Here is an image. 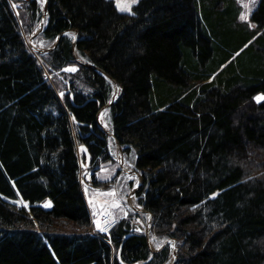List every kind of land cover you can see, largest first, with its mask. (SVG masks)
<instances>
[{
  "label": "trees",
  "instance_id": "1",
  "mask_svg": "<svg viewBox=\"0 0 264 264\" xmlns=\"http://www.w3.org/2000/svg\"><path fill=\"white\" fill-rule=\"evenodd\" d=\"M26 2L40 16L37 0ZM132 9L47 1L41 37L75 30L77 56L97 68L75 62L74 34L63 33L40 56L51 72L75 66L60 97L0 0V264L169 261L170 244L151 251L124 216L103 236L89 232L76 148L113 159L97 124L113 90L105 74L121 88L110 131L141 175L134 196L151 213V239L176 240L173 264H264V99H254L264 94V0L247 19L239 0Z\"/></svg>",
  "mask_w": 264,
  "mask_h": 264
},
{
  "label": "rangeland",
  "instance_id": "2",
  "mask_svg": "<svg viewBox=\"0 0 264 264\" xmlns=\"http://www.w3.org/2000/svg\"><path fill=\"white\" fill-rule=\"evenodd\" d=\"M8 1L10 3V7L13 9V13L17 20L18 29L21 36L23 37L24 43L27 49L29 50V52H31L36 56V60H38V63H40L41 67L43 68L47 80L51 83V85L57 91V94L60 97L61 96L65 97L66 95H70L71 84L69 79L66 78L65 72L71 71L69 69L75 68V66L68 65L64 67L63 68L64 72L59 70L55 72H51L49 71V63L47 58L45 59L40 57V56H44V54L46 53L41 54L35 50L38 48H48L53 45V42L50 44L49 41H46L40 35L41 29L46 21V11H45L43 23L40 24L45 0H37L38 4H40V8H39L40 16L37 15L34 17L32 16L30 9L26 4L27 3L26 1L29 0H8ZM113 1L115 3L116 8L119 11H122L121 7H127L129 4V0H120L121 7H118L117 0H113ZM138 1L139 0H136L134 4H136ZM239 2H241L242 4L243 16H246L251 8L252 0H239ZM134 4L131 5V8L133 7ZM132 11L133 9L131 10V12ZM123 12H129V11L124 10ZM47 42L49 43V45L46 46ZM119 87H116L115 89V87L113 86L111 96L117 94V92L120 90ZM99 121L107 130H109V127L111 125V118L108 112V108H105L100 113ZM80 145L82 144H77V148H76L78 163H79V181L81 186L80 188L90 216L89 232L93 234H98L96 232L104 233V231H101L95 225L97 221H100L102 219L101 214H105L106 216L109 217L111 221L113 220V222H116L114 221L115 219L124 216L129 220V223L139 222L142 226L147 227L149 217L147 215H143L144 218L142 221L139 219V217L136 218V216L133 215L134 211L129 204L130 201V203H132L133 206L140 208V206L136 204L135 196L131 195L133 188L137 186L140 182L139 176L136 173H132V170L134 169L131 166V162L128 161L127 159H124L123 154H121V158H120V150L119 149L117 150L118 147H115V149L111 147L114 150L112 151L113 155L115 156V154H117L119 160L120 161L123 160V166L121 167L119 162H116L115 160L112 159L109 160L98 159L97 166L99 167V169L96 172V178H99L100 180L102 181L104 180V181L101 182L102 184H99L100 186H102L101 189H92L90 187V183L87 182L84 177V175L86 176V173L84 174V169L81 166V164L84 163V156L82 154V150L79 148ZM46 204L47 202L43 203L44 206ZM61 223H63L62 220L55 221V225ZM104 224H105L104 226L107 227L109 231V228H111L112 226L111 227L107 226L105 222ZM62 225L66 226V223H63ZM52 228L56 229L57 226H54ZM147 241L151 249H156L158 247H161L162 244L165 242V240L162 241V239L159 240V242L151 239L149 231H147ZM262 246L264 247V243H262Z\"/></svg>",
  "mask_w": 264,
  "mask_h": 264
},
{
  "label": "water",
  "instance_id": "3",
  "mask_svg": "<svg viewBox=\"0 0 264 264\" xmlns=\"http://www.w3.org/2000/svg\"><path fill=\"white\" fill-rule=\"evenodd\" d=\"M47 1L48 0H45V2H44V5H43V13H42V16H41V21H40V24H42L43 23V19H44V16H45V11L47 10ZM68 31H72V32H74V34H75V37H74V39H73V41H72V49H73V57H74V60L78 63V64H80V65H83V66H87V67H91V68H94V69H96L97 70V68L94 66V65H92V64H89V63H87V62H84V61H82V60H80V59H78L77 57H76V54H75V52H74V49H75V40H76V38H77V32L75 31V30H66L65 32H68ZM65 32H62V33H60L57 37H56V40H55V42L53 43V45L52 46H50V47H48V48H38V49H35L37 52H39V53H45V52H49L50 50H52L54 47H55V45L57 44V42H58V39L62 36V34L63 33H65ZM105 76L115 85V89H116V87H118V84H117V82H116V80L115 79H113V78H111L109 75H107V74H105ZM120 91H121V88H120ZM119 95H120V93L118 92V94H114L113 96H112V98L110 99V101L109 102H107L106 104H104L100 109H99V111H98V113H97V124H98V127L101 129V131H103L105 134H107V135H109V136H111L113 139H114V141L116 142V144L118 145V147L120 146L119 145V143H118V141H117V139L115 138V136L111 133V132H109L106 128H104L103 127V125L100 123V121H99V115H100V113L105 109V108H107V107H109L118 97H119ZM81 150H82V153H83V156H84V163L83 164H81V166L83 167V168H85L86 166H88V164H89V162H90V159H91V153H90V151H89V149L85 146V145H80V147H79ZM85 172V171H84ZM87 178V177H86ZM83 180V179H82ZM92 188H95V189H99V187H96V186H91ZM136 189H134L133 191H132V194L134 193V191H135ZM140 211H142V212H147L146 210H144V209H141ZM148 213V212H147ZM150 225H151V221H149V223H148V227H150ZM148 229V228H147ZM147 229H145V237H146V239H147ZM131 230L132 231H142L143 230V227L141 226V225H139V224H137V223H133L132 224V226H131ZM168 242H173V243H175V239H169V240H167V241H165L163 244H162V246L159 248V250L160 249H162ZM155 251V250H154ZM176 256H177V252H176V247H173V252H172V261H171V263L170 264H173V262L175 261V259H176Z\"/></svg>",
  "mask_w": 264,
  "mask_h": 264
},
{
  "label": "snow or ice",
  "instance_id": "4",
  "mask_svg": "<svg viewBox=\"0 0 264 264\" xmlns=\"http://www.w3.org/2000/svg\"><path fill=\"white\" fill-rule=\"evenodd\" d=\"M135 2H136V0H129V4H128L127 7H121L120 0H117V6L118 7H121V10L122 11L126 10V11L131 12V10H132L131 5L134 4ZM241 18L242 19H247V16H242ZM69 70L75 71L76 69L75 68H71ZM61 95H63V94H61ZM260 99H264V94H261L260 96L257 97V100H260ZM213 195H216V194H213ZM45 206L46 207H50L51 206V201H49ZM105 223H107V222H105ZM96 227L98 229H100L101 231H104V232H107L108 231V228L105 227L104 224H102L100 221H97L96 222ZM154 239H155V237H154ZM173 247H175V244L174 243H173Z\"/></svg>",
  "mask_w": 264,
  "mask_h": 264
},
{
  "label": "crops",
  "instance_id": "5",
  "mask_svg": "<svg viewBox=\"0 0 264 264\" xmlns=\"http://www.w3.org/2000/svg\"><path fill=\"white\" fill-rule=\"evenodd\" d=\"M261 94H258V95H256V97H255V99L257 100V97L258 96H260ZM261 100V99H260ZM260 100H257V101H260ZM109 130H110V127H109ZM108 136V135H107ZM111 147H113L114 149H115V147H117L116 146V144H115V142H114V140L110 137V136H108V149H109V151L111 152V154H113V152L112 151H114ZM117 150H118V148H117ZM123 151V150H122ZM116 155L117 154H115V156L114 157H116ZM117 157H118V155H117ZM123 157H124V153H123ZM145 215H147L146 213H144Z\"/></svg>",
  "mask_w": 264,
  "mask_h": 264
},
{
  "label": "bare ground",
  "instance_id": "6",
  "mask_svg": "<svg viewBox=\"0 0 264 264\" xmlns=\"http://www.w3.org/2000/svg\"><path fill=\"white\" fill-rule=\"evenodd\" d=\"M51 84V83H50ZM256 97V96H255ZM255 99V98H254ZM256 100V99H255ZM262 100V99H261ZM257 101V100H256ZM102 107V106H101ZM108 108V107H107ZM92 159H93V161L95 160H98V158L97 157H93V155H92ZM95 173V172H94ZM89 228H90V226H89ZM91 233V232H90ZM93 234V233H92ZM108 244L112 247L113 246V244H112V242H111V240H108Z\"/></svg>",
  "mask_w": 264,
  "mask_h": 264
},
{
  "label": "flooded vegetation",
  "instance_id": "7",
  "mask_svg": "<svg viewBox=\"0 0 264 264\" xmlns=\"http://www.w3.org/2000/svg\"><path fill=\"white\" fill-rule=\"evenodd\" d=\"M92 164V163H91ZM93 167V166H92ZM92 177H93V175L92 174H90V179H92Z\"/></svg>",
  "mask_w": 264,
  "mask_h": 264
}]
</instances>
